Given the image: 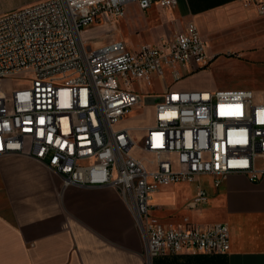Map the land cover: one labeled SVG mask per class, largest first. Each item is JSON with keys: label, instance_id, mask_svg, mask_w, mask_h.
<instances>
[{"label": "built area", "instance_id": "1", "mask_svg": "<svg viewBox=\"0 0 264 264\" xmlns=\"http://www.w3.org/2000/svg\"><path fill=\"white\" fill-rule=\"evenodd\" d=\"M131 3L147 10L177 0H38L0 15V160L28 157L61 176L65 187L116 190L146 240L148 260L225 254L227 224L201 228L185 218L164 227L151 215V198L162 187L198 183L189 202L197 208L209 198L202 175H212L215 187L231 173L260 180L264 102L249 89L167 90L153 103L152 125L123 126L148 98L134 84L148 85L165 70L178 79V67L211 62L192 22L136 49L123 39L94 48L82 40L86 26L122 18Z\"/></svg>", "mask_w": 264, "mask_h": 264}, {"label": "crops", "instance_id": "2", "mask_svg": "<svg viewBox=\"0 0 264 264\" xmlns=\"http://www.w3.org/2000/svg\"><path fill=\"white\" fill-rule=\"evenodd\" d=\"M262 4L264 0H177L174 7L153 4L142 10L131 3L122 18L92 24L86 31L100 39L93 48L123 39L132 49L139 34L142 41L152 39L148 45H153L183 31L187 23L195 24L210 64L201 68L202 63L191 62L178 67L181 78L165 70L163 76L152 75L148 85H137L152 99L151 107L167 90L256 93L264 91L260 88L264 84ZM125 121L122 125L131 127L130 119ZM153 123L154 118L143 125ZM259 166L264 167V161ZM0 173V264H264V175L254 182L245 174L231 173L219 187L214 186L212 175H202L199 184L209 198L197 208H190L189 202L198 183L160 188L151 198L153 218L164 227H174L185 218L201 228L227 224L230 250L148 260L146 240L113 188L65 187L61 176L24 156L2 158Z\"/></svg>", "mask_w": 264, "mask_h": 264}, {"label": "rangeland", "instance_id": "3", "mask_svg": "<svg viewBox=\"0 0 264 264\" xmlns=\"http://www.w3.org/2000/svg\"><path fill=\"white\" fill-rule=\"evenodd\" d=\"M30 2V0H0V14L2 13H6V12H11L13 10H16L18 8H21L23 6H26V4H28ZM154 16H158L156 14H154ZM92 26V25H91ZM90 25L86 26L84 31H83V35L81 34V36H83L84 39V42L89 45L90 47L93 48V44L94 42L100 40V39H95L93 34L94 33H87L86 29L91 27ZM86 31V32H85ZM147 36V35H145ZM135 44H136V48H138L141 44L145 43V44H150L152 43V39L146 37L144 41H142L140 39V34L135 36ZM138 46V47H137ZM135 47V46H134ZM132 47V49H136ZM164 79L166 81H168L169 79V75L166 73ZM18 79H15L14 78V88H17V87H20L19 84L21 83H18L17 84V81ZM261 86L264 87V84H260V88ZM134 87L136 88V90L140 91L141 89L137 86V84H134ZM190 91H209L207 89H197V90H190ZM210 92H213V91H210ZM255 94V97L257 99V101H260V102H264V91H259V92H254ZM148 97V96H147ZM152 101V99H150L149 97L146 98L145 100V103H142L140 104L138 107L134 108L132 110V113L131 115L128 116V118H130V123L129 125H132V126H140V125H143V124H146V122H150L153 118V113H152V108L154 110V107L152 106H149L150 105V102ZM143 132L142 130H138L137 133H136V137L138 136H142Z\"/></svg>", "mask_w": 264, "mask_h": 264}, {"label": "bare ground", "instance_id": "4", "mask_svg": "<svg viewBox=\"0 0 264 264\" xmlns=\"http://www.w3.org/2000/svg\"><path fill=\"white\" fill-rule=\"evenodd\" d=\"M81 34H82V33H81ZM80 37H81V35H80ZM81 38H82V37H81ZM131 113H132V112H131ZM131 113H130L129 115H131ZM129 119H130V118L126 119L125 122H127ZM131 127H134V126L131 125Z\"/></svg>", "mask_w": 264, "mask_h": 264}]
</instances>
